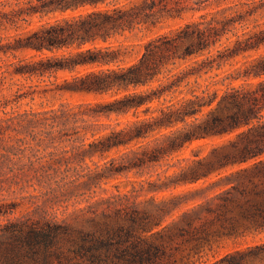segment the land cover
<instances>
[{"label": "trees", "instance_id": "1", "mask_svg": "<svg viewBox=\"0 0 264 264\" xmlns=\"http://www.w3.org/2000/svg\"><path fill=\"white\" fill-rule=\"evenodd\" d=\"M216 1L229 4L149 38L129 61L137 44L121 39L180 18L181 0H0L1 89L20 77L39 84L18 99L110 96L45 112L43 144L80 134L85 117L131 115L80 146L104 154L140 144L133 167H142L220 138L208 154L179 160L163 186L230 180L166 224L179 198L156 213L118 208L89 228L16 217L0 225V264H264V241L209 259L224 239L264 232V0ZM238 57L242 65L218 73ZM10 127L0 124V135Z\"/></svg>", "mask_w": 264, "mask_h": 264}, {"label": "rangeland", "instance_id": "2", "mask_svg": "<svg viewBox=\"0 0 264 264\" xmlns=\"http://www.w3.org/2000/svg\"><path fill=\"white\" fill-rule=\"evenodd\" d=\"M181 1L184 13L180 18L164 21L153 29L136 31L128 39H121L137 44L131 50L129 61L142 52L143 44L149 38L199 20L201 15H210L229 4L216 0ZM223 44H228V41L223 39ZM244 61L243 57H238L235 66L227 64L218 73L232 71ZM62 76L64 74L59 75L60 78ZM36 84H39L37 79L16 77L0 88V124L10 125L12 130L0 135V209L6 206L10 211L8 215H0V225L22 217L89 228L92 218L102 220L104 214L118 208H138L156 213L163 205L179 198L182 205L167 217L166 224L183 211L192 210L230 186V180L217 182V176L196 186H163L179 171V160L194 159L196 152L202 156L208 154L213 147L221 144L220 138L196 141L171 157L142 167H133L140 144L133 143L104 154H86L84 150L89 147L80 146L109 133L112 128L121 129L132 119L131 115L85 117V122L79 123L80 134L66 136L62 143L46 146L42 143L45 128L37 121L44 117L45 112L60 109L62 105L72 107L80 103L107 101L110 96L35 94L17 98L26 91H32L29 86ZM235 169H229L222 175ZM211 182L217 183L210 185ZM263 241L264 232L224 239L215 247V252L209 253V259H213L216 253L224 254Z\"/></svg>", "mask_w": 264, "mask_h": 264}]
</instances>
